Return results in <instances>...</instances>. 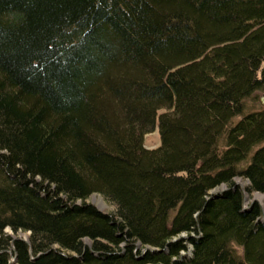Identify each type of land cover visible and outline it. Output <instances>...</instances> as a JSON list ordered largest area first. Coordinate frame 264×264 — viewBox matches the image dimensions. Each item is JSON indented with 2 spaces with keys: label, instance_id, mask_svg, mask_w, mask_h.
Here are the masks:
<instances>
[{
  "label": "trees",
  "instance_id": "1",
  "mask_svg": "<svg viewBox=\"0 0 264 264\" xmlns=\"http://www.w3.org/2000/svg\"><path fill=\"white\" fill-rule=\"evenodd\" d=\"M257 92L264 0H0V264H264Z\"/></svg>",
  "mask_w": 264,
  "mask_h": 264
},
{
  "label": "rangeland",
  "instance_id": "2",
  "mask_svg": "<svg viewBox=\"0 0 264 264\" xmlns=\"http://www.w3.org/2000/svg\"><path fill=\"white\" fill-rule=\"evenodd\" d=\"M253 100L250 102H248V106L251 107H262L264 106V96L260 93L257 92L254 95ZM159 144V137H158V132L157 130L153 131V133L147 134L144 137V145L146 148H155L157 147ZM236 183L239 184L240 186H245L246 181L242 180L240 178L236 179ZM225 188L224 186H219L218 188H216L214 190V193H218L220 191H223ZM246 204H249L251 201H256L262 208V210L264 211V196L261 193H252V194H246L245 195ZM88 201L93 204L97 209L104 211V212H112V207H109L105 201L97 194L92 195ZM5 232H7L9 235L13 236V237H22L23 239H26L28 237V232L26 233H22V232H18L16 235H14V233H12L10 231V229H6ZM186 237L184 234H181L179 236V238H184ZM85 243L89 244V241H85Z\"/></svg>",
  "mask_w": 264,
  "mask_h": 264
},
{
  "label": "water",
  "instance_id": "3",
  "mask_svg": "<svg viewBox=\"0 0 264 264\" xmlns=\"http://www.w3.org/2000/svg\"><path fill=\"white\" fill-rule=\"evenodd\" d=\"M211 193H212V194H215V193H214V190H213ZM246 198H247V197H245V200H246ZM251 202H253V201H251Z\"/></svg>",
  "mask_w": 264,
  "mask_h": 264
}]
</instances>
